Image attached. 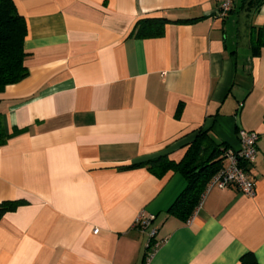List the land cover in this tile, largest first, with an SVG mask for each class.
I'll use <instances>...</instances> for the list:
<instances>
[{"label": "crops", "instance_id": "obj_1", "mask_svg": "<svg viewBox=\"0 0 264 264\" xmlns=\"http://www.w3.org/2000/svg\"><path fill=\"white\" fill-rule=\"evenodd\" d=\"M13 2L28 76L0 93L18 131L0 146V203H21L0 220V264H264V2L225 18L216 0ZM157 18L162 36L135 35ZM239 130L259 135L254 196L213 188L186 221L168 213L182 174L129 168L178 163L200 133L237 150Z\"/></svg>", "mask_w": 264, "mask_h": 264}, {"label": "trees", "instance_id": "obj_2", "mask_svg": "<svg viewBox=\"0 0 264 264\" xmlns=\"http://www.w3.org/2000/svg\"><path fill=\"white\" fill-rule=\"evenodd\" d=\"M264 0H258V7ZM163 18L144 19L137 23V37H160L166 24ZM26 24L16 11L13 0H0V93L4 89L28 76L25 66L27 53L24 49ZM264 43V32L262 36ZM179 111V109H178ZM18 134V131L7 133L0 116V146ZM207 135L200 133L197 140L190 145L183 159L176 163L166 155L135 163L129 168L146 167L157 178H162L169 171L179 172L187 182L186 188L178 196L168 213L187 220L199 204L210 179L223 167V152L220 146L206 147ZM21 203L18 201L0 203V220L8 212L14 211ZM239 264H257L252 254L244 255Z\"/></svg>", "mask_w": 264, "mask_h": 264}, {"label": "built area", "instance_id": "obj_3", "mask_svg": "<svg viewBox=\"0 0 264 264\" xmlns=\"http://www.w3.org/2000/svg\"><path fill=\"white\" fill-rule=\"evenodd\" d=\"M216 2L218 7V17L225 18L231 11L234 0H216ZM237 137L239 148L237 150H224L223 157L225 164L207 183L196 210L200 208L207 193L213 188L225 189L233 187L243 195L249 197L254 196L255 184L250 178L247 169L256 161L259 135L256 132L239 130ZM151 222L152 217H144L143 214L140 213L134 222V226L141 231H145L150 227ZM97 232V229L94 230V233ZM155 234L156 231L153 229L148 232V248L153 246V249H156L157 244L151 245ZM151 253L152 252H150V254ZM150 254H148V256Z\"/></svg>", "mask_w": 264, "mask_h": 264}]
</instances>
